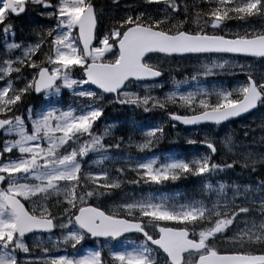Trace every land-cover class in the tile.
<instances>
[{
  "label": "snow or ice",
  "instance_id": "snow-or-ice-1",
  "mask_svg": "<svg viewBox=\"0 0 264 264\" xmlns=\"http://www.w3.org/2000/svg\"><path fill=\"white\" fill-rule=\"evenodd\" d=\"M111 6L116 15L108 17L96 0H0V264H264V179H212L237 166L264 170V152L217 162L221 150L235 157L233 137L219 146L206 137L188 140L206 153L129 156L109 169L121 163L113 152L124 138L105 142L113 125L96 131L107 105L163 111L172 127L219 126L264 111V0ZM33 10L54 23L17 42L13 19ZM190 56L206 62L153 95L164 87L161 61ZM239 57L259 58L262 67ZM238 73L236 87L205 86L210 76ZM34 97L42 98L38 109ZM164 134L163 125L142 130L135 148L151 152ZM193 176L204 183L191 199L125 192ZM86 240L96 247L81 254Z\"/></svg>",
  "mask_w": 264,
  "mask_h": 264
},
{
  "label": "rangeland",
  "instance_id": "rangeland-1",
  "mask_svg": "<svg viewBox=\"0 0 264 264\" xmlns=\"http://www.w3.org/2000/svg\"><path fill=\"white\" fill-rule=\"evenodd\" d=\"M96 3L103 8L105 13L108 14V17L116 15V10L112 8L110 0H98L96 1ZM121 3L122 5L124 3L130 4L135 8L140 6L141 0H121ZM120 14L121 15L123 14V9L120 10ZM52 23L54 22L46 20L45 18L39 16L34 10L29 11L26 15L15 17L13 19V24L15 27H18L19 30L23 32L30 31V33L15 31L16 32L15 40L17 42L22 40L34 41L36 39L35 30L38 27L48 26L51 25ZM233 27H235V25H233ZM5 53H6V46L3 42V38H0V56H4ZM225 58L233 59L232 57H225ZM235 59L239 63H250L253 65V67L257 69L262 67L259 58L239 57ZM161 62L164 63V70H165V76L162 78L164 87L153 90L152 94L163 97L165 93L173 89V84H172L173 78H175L176 80H179L177 78L183 80L186 77H189L190 74H192L195 71V69H197L200 66L201 63L206 62V58L203 56H201L199 59H197L195 56H190L187 58L177 57L174 60L169 58L166 62L164 61ZM173 69L178 70L177 75L171 72ZM243 79H244V75L242 73H238L237 75L221 74L219 76H210L208 77L205 86L236 87L238 83L243 81ZM185 87L188 86L185 85ZM63 97H66L68 100H70L71 101L70 103L73 102V98L70 93L65 92ZM134 113L135 111L132 112L133 115ZM173 123L174 122H171L163 111L156 112L155 114L149 116L146 126L138 131H133L128 136L125 143L128 146V148H133L134 150L138 151L135 148V144L139 142L141 139H143L142 130L146 131L156 126L168 125L170 126L172 132L186 143H188L189 139H196L197 141H203L207 137L217 141L219 146L220 141H222L226 136L231 135L236 145L234 149L236 155L235 157H233L229 154H226L223 150H221L220 152H218L216 157L219 160H224V161L228 160L229 162H231V159L233 158L242 159V155L246 154L247 152H253L257 155L261 152H264V128L261 127L262 123H264V111L255 110L252 114L244 118H241L237 121H232L226 125H223L222 127L213 128V127L205 126L200 128H185L178 125L177 123H175V127H172ZM110 125H114V124H110ZM245 131L248 132L247 136H245L244 134ZM238 133H240V135L243 136L245 139L243 140L242 138H239ZM247 140L250 143L246 144L243 142ZM196 144L201 145L199 150L196 148V151L193 150L190 155L181 156V157L190 158L192 156L208 152V149L202 143L198 142ZM129 156H133V154L130 153L122 154L118 159L121 163H117L116 161H113L112 164L106 163L105 166L108 167L109 169H112L113 167H120L121 164L124 161H126ZM153 156L159 158V156L157 155H153ZM153 156L150 157L145 156V157H137V158L143 159L146 157L151 158ZM125 192L127 193L136 192L137 194H140L141 192L154 193V192L136 190L132 186H126ZM200 192H201V188L199 190V193ZM114 202L115 201H108L106 202V206L111 208Z\"/></svg>",
  "mask_w": 264,
  "mask_h": 264
},
{
  "label": "trees",
  "instance_id": "trees-1",
  "mask_svg": "<svg viewBox=\"0 0 264 264\" xmlns=\"http://www.w3.org/2000/svg\"><path fill=\"white\" fill-rule=\"evenodd\" d=\"M15 31H21V30H19L18 27H15ZM27 32L29 33V31ZM172 72L176 75L178 70L173 69ZM177 79L181 80L180 78ZM63 99L66 103H68L67 99L65 98ZM41 103H42V98L39 97L32 98V104L35 108L38 109ZM173 108L174 106H170L169 110H172ZM133 111H135L134 115L132 114ZM158 111L160 110H153L152 112H144L142 109H135L128 106L107 105L105 108L104 117L101 118V121L97 122L96 131L98 133H102L106 123L115 122L116 125L111 130V135L109 137H105V142L112 143L115 140H119L121 137H123L125 141V139L128 137V134L131 132L133 126H135L136 128L143 127L145 122H143L142 120L144 118L148 119L149 116L155 114ZM164 129H165L164 139L150 153H158L160 154L161 157H165L168 154H176L177 156H182L188 154L190 152V149L192 148H193L192 150L196 149L193 146L186 144L183 140H180L177 137H175L169 126H164ZM238 136L243 140L245 139L243 136L240 135V133H238ZM0 139L2 138L0 137ZM243 142L246 144L250 143L248 140ZM125 149H127V147L123 142L120 150L118 151L114 150L113 154L116 156ZM223 161L224 160L217 159V162H223ZM235 169L241 173L240 176L236 175L238 172H236ZM235 169L225 170L224 172L215 175L212 179L214 182L223 181L225 183H231L235 181L241 184L255 183L258 180L264 179V170H261L260 165H257L258 170L255 173H252L248 170H244L239 166H237ZM203 183L204 181L202 180V178L193 176L187 179H182L177 182H166L163 185H144L139 189L137 188L135 189L140 191L154 192V193L160 192L164 194L179 193L180 195L177 196V199L182 200V199H189L192 197H198L199 190ZM89 244H92L91 240H86L84 244L80 246V252L82 253L84 250H86Z\"/></svg>",
  "mask_w": 264,
  "mask_h": 264
},
{
  "label": "water",
  "instance_id": "water-1",
  "mask_svg": "<svg viewBox=\"0 0 264 264\" xmlns=\"http://www.w3.org/2000/svg\"><path fill=\"white\" fill-rule=\"evenodd\" d=\"M247 115H249V114H245L244 117L247 116ZM237 119H240V118H236L234 120H237ZM192 126H198V125H192ZM187 127H189V126H187Z\"/></svg>",
  "mask_w": 264,
  "mask_h": 264
}]
</instances>
